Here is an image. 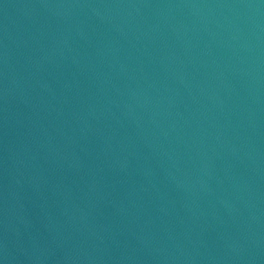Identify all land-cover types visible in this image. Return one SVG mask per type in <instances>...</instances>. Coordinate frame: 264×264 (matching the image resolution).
Listing matches in <instances>:
<instances>
[{
    "label": "water",
    "instance_id": "obj_1",
    "mask_svg": "<svg viewBox=\"0 0 264 264\" xmlns=\"http://www.w3.org/2000/svg\"><path fill=\"white\" fill-rule=\"evenodd\" d=\"M0 264H264V0H0Z\"/></svg>",
    "mask_w": 264,
    "mask_h": 264
}]
</instances>
